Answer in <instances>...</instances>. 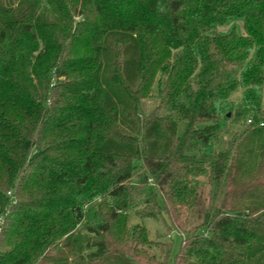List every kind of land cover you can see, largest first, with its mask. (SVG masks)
<instances>
[{
  "label": "trees",
  "instance_id": "16d2710c",
  "mask_svg": "<svg viewBox=\"0 0 264 264\" xmlns=\"http://www.w3.org/2000/svg\"><path fill=\"white\" fill-rule=\"evenodd\" d=\"M263 91L264 0H0V264H264Z\"/></svg>",
  "mask_w": 264,
  "mask_h": 264
},
{
  "label": "rangeland",
  "instance_id": "374dc122",
  "mask_svg": "<svg viewBox=\"0 0 264 264\" xmlns=\"http://www.w3.org/2000/svg\"><path fill=\"white\" fill-rule=\"evenodd\" d=\"M218 32L220 33H226L230 30L235 29L236 31L242 33L243 28H242V21L240 19L237 18H233L228 20V22L224 25V26H220L218 28H216ZM241 97H242V90L239 89V91H237L233 96H232V100H234L236 103H239L241 101ZM263 107H264V91H263ZM155 105L154 100H148L146 102V108L147 111H149L153 106ZM131 222L132 223H143L150 232L151 238H155L157 236V233L161 236V239L164 241H170L173 243V250L174 253L177 251L180 242H181V235L180 233L173 229V228H167L161 224H159L158 222H156L155 220L151 219V218H146V219H141L138 216L132 214L131 216Z\"/></svg>",
  "mask_w": 264,
  "mask_h": 264
}]
</instances>
